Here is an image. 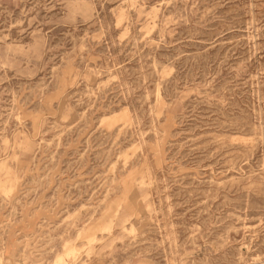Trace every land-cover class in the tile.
<instances>
[{
    "label": "rangeland",
    "instance_id": "374dc122",
    "mask_svg": "<svg viewBox=\"0 0 264 264\" xmlns=\"http://www.w3.org/2000/svg\"><path fill=\"white\" fill-rule=\"evenodd\" d=\"M0 264H264V0H0Z\"/></svg>",
    "mask_w": 264,
    "mask_h": 264
}]
</instances>
